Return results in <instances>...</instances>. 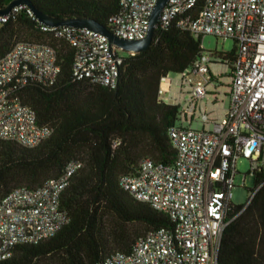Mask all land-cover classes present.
<instances>
[{
  "label": "built area",
  "instance_id": "1",
  "mask_svg": "<svg viewBox=\"0 0 264 264\" xmlns=\"http://www.w3.org/2000/svg\"><path fill=\"white\" fill-rule=\"evenodd\" d=\"M155 2L119 0L117 11L107 18L108 29L118 37L144 38ZM20 7L0 15V24ZM171 23L194 37L234 39L232 69L224 64L226 77L222 71L211 72L212 53L203 50L190 67L176 74L186 98L178 104V122L167 131L176 150L172 164L144 157L136 172L118 178L119 186L134 199L165 213L172 227L149 230L135 239L129 252L114 251L92 264H217L235 205L231 190L239 173L237 161H248L252 177L264 170V0H168L156 26L164 29ZM40 29L72 48L75 80L117 86L123 62L118 51L124 50L110 45L106 35L67 25L40 23ZM59 71L56 49L45 42L18 40L0 56V141L30 148L50 135L51 129L37 122L35 111L17 91L29 82L53 84ZM168 77L160 80L159 96ZM210 88H215L219 100L228 97V107L216 118L201 111L197 117L202 127L193 128L188 121ZM80 165L70 159L59 176L36 187H15L0 198V260L9 258L15 245L37 243L67 222L60 198ZM261 183L249 187L246 202Z\"/></svg>",
  "mask_w": 264,
  "mask_h": 264
},
{
  "label": "trees",
  "instance_id": "2",
  "mask_svg": "<svg viewBox=\"0 0 264 264\" xmlns=\"http://www.w3.org/2000/svg\"><path fill=\"white\" fill-rule=\"evenodd\" d=\"M11 0H0V8ZM32 7L60 18L94 19L108 28L107 18L119 0H28ZM21 6L0 24V56L15 41L45 42L56 49L59 74L53 84L29 82L17 91L31 107L37 122L51 133L33 147L0 141V198L18 186L29 188L57 177L66 162L79 168L69 178L60 204L67 222L37 243L15 245L0 264H92L114 251L129 252L135 239L157 228H171L165 213L134 199L118 184L149 157L172 164L176 150L167 134L179 119V105L159 96L162 77L178 74L200 56L202 37L171 23L157 25L149 47L130 54L122 51L117 86L109 88L75 80L73 50L62 39L41 31L40 23ZM209 51L229 70L236 55ZM116 142V143H113ZM262 182V183H261ZM261 185L244 204L234 205L225 227L217 264H264V170L253 173Z\"/></svg>",
  "mask_w": 264,
  "mask_h": 264
},
{
  "label": "water",
  "instance_id": "3",
  "mask_svg": "<svg viewBox=\"0 0 264 264\" xmlns=\"http://www.w3.org/2000/svg\"><path fill=\"white\" fill-rule=\"evenodd\" d=\"M168 0H156L154 7L152 9L150 19H149V29L146 36L142 39H127L123 37H118L113 35L110 30L104 25L100 24L94 19L84 18V17H69L60 18L46 14L40 10L32 7L28 0H11L5 7L0 8V15H5L10 12V10L15 6H27L34 18L45 25L48 26H73V27H86L101 32L106 35L110 45H115L116 47L127 51V52H141L147 49L151 43L152 36L154 33L155 26L158 22V18L162 8L165 6Z\"/></svg>",
  "mask_w": 264,
  "mask_h": 264
},
{
  "label": "crops",
  "instance_id": "4",
  "mask_svg": "<svg viewBox=\"0 0 264 264\" xmlns=\"http://www.w3.org/2000/svg\"><path fill=\"white\" fill-rule=\"evenodd\" d=\"M211 72H220L222 71V76L226 77L227 75L224 72V64L218 60H214L210 66ZM225 74V75H223ZM166 84L165 92L160 95V97L165 101L169 103H175L180 104L184 101L185 94L180 90V87L177 83V76L174 78L170 76L168 77V82H164ZM213 95H217V98H213ZM228 107V97L225 96L219 100V94L216 93L215 88H210L208 91V95L202 99L201 101H198L195 107V113L193 114L192 118L188 121V124L193 128H201L202 123L200 122V119L197 117V115L201 111L208 112L212 117H220L225 112L226 108Z\"/></svg>",
  "mask_w": 264,
  "mask_h": 264
},
{
  "label": "rangeland",
  "instance_id": "5",
  "mask_svg": "<svg viewBox=\"0 0 264 264\" xmlns=\"http://www.w3.org/2000/svg\"><path fill=\"white\" fill-rule=\"evenodd\" d=\"M202 49L204 51H229L235 45L232 39L216 38L212 35H205L202 40ZM122 54V51H118ZM227 73V72H225ZM225 75V74H223ZM171 77H175L176 74H170ZM226 80V79H225ZM236 168L239 173L234 178L235 186L232 188V202L236 205L244 204L248 197V189L253 185V177L248 174L249 163L246 159H239L236 163ZM243 174H247L244 180V186L242 185Z\"/></svg>",
  "mask_w": 264,
  "mask_h": 264
},
{
  "label": "bare ground",
  "instance_id": "6",
  "mask_svg": "<svg viewBox=\"0 0 264 264\" xmlns=\"http://www.w3.org/2000/svg\"><path fill=\"white\" fill-rule=\"evenodd\" d=\"M166 84L164 82L161 83V87L165 88Z\"/></svg>",
  "mask_w": 264,
  "mask_h": 264
}]
</instances>
